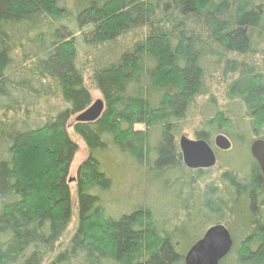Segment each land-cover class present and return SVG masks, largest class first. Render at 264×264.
Listing matches in <instances>:
<instances>
[{"label": "trees", "instance_id": "obj_1", "mask_svg": "<svg viewBox=\"0 0 264 264\" xmlns=\"http://www.w3.org/2000/svg\"><path fill=\"white\" fill-rule=\"evenodd\" d=\"M262 1L0 0V264H186L214 224L233 239L220 264H264V176L241 146L264 139V68L228 58L252 50ZM221 68L237 74L229 103L210 96L196 137L237 143L201 187L207 169L185 166L176 136ZM91 89L103 114L73 123ZM72 133L89 151L75 187Z\"/></svg>", "mask_w": 264, "mask_h": 264}, {"label": "rangeland", "instance_id": "obj_2", "mask_svg": "<svg viewBox=\"0 0 264 264\" xmlns=\"http://www.w3.org/2000/svg\"><path fill=\"white\" fill-rule=\"evenodd\" d=\"M257 2H260L261 4H263L262 0H257ZM75 32L77 34L79 33L78 30H76ZM78 48H79L78 53L80 55V59H82L83 58V55H82L83 49L80 47H78ZM233 57H237L239 60L243 59L247 62L254 63L257 65L256 67H258L261 70H262V68H264V17H263L262 26L259 27L256 31L252 50L250 52H247L246 54L237 55L236 53H232V54L228 55V58H230V59H232ZM82 60H84V59H82ZM236 75L237 74L231 75L230 73L224 74L222 71V68H221L220 73H214L212 77L208 78L209 93L207 95L201 96L197 99V102H196L197 109L190 112L187 115V117L184 119V121L181 122L180 125H181L182 130L180 131L179 135L176 136L177 141H179V137L182 134H185L186 136H188L191 139L197 138L196 132L204 127V124L202 121V116L200 115V109H201L202 105L208 104L210 96H216L217 101L215 103H216V107H218L219 109H223L226 105H228L229 100L226 99V96H225V88H226V84H227L225 81L229 82L232 78H236ZM90 93L92 95V103L94 101H96L97 99L103 98L101 93L95 89H91ZM105 107H106V105L104 106V109H103L101 115L103 114ZM244 114H245V112H244ZM76 116L77 115H75V117H74L73 123L76 122L75 121ZM34 119L35 118L33 117V119L31 120V123H33ZM243 120H244V123H246V125H247L249 118L248 117L243 118ZM239 122L243 123L242 121H239ZM236 124L241 126L238 122ZM136 127L139 128V127H141V125H137ZM215 135L216 134H214V135H212V137H210V143L214 147H215V144H214ZM251 136L250 135L247 136V139H248V137H250V139H253L254 135H251ZM71 137L77 143V146H78L77 151L73 157V160H72V163L70 166V170H69L70 171V174H69L70 178L71 179L74 178V180H75L77 169H78L79 165L88 157L89 151H88V146L86 145L85 141L79 135L72 133ZM231 141L233 143V147L231 148V150H229L230 152L227 155H226V153L228 151H218L217 164L214 167L207 169V172L204 175L205 179L200 180L201 187H204L208 182H212V181L216 182L217 179L220 177V175L224 172L225 167L223 165L226 164L227 160L232 159V158H229V155H230L231 151H233L234 148H236L237 142L235 143L233 140H231ZM249 143L250 142L248 139L244 142L243 145H241L244 147L243 150L246 153H247V151H250L249 147H248ZM238 145H240V144L238 143ZM224 152H226V153H224ZM236 157L237 156H234L233 158H236ZM236 161H237V163H239V159H237ZM130 176H131V173H130V169L128 168L126 170L124 178L129 181ZM74 180L71 182L73 187H75V181ZM160 192H162V191H160ZM165 192H166V190L163 191V193H161V194H164ZM159 195H160V193H159ZM74 197H75V195H74ZM169 206H170V204L168 202H165V203L160 202V211L158 213H160V214L164 215V217H166L167 211H168V213H170ZM175 213H177L179 216L182 215L181 216V218H182L183 214H184L182 206L177 204V208H175ZM176 218H177V216H176ZM176 221H178V220L177 219L173 220V219L169 218L170 224H172L174 226L177 225ZM77 224H78V221H77V215H76V211H75L73 213V217H72V221H71L70 225L68 226L63 237L59 241L57 251L61 250L62 248H64V246L67 245V243L69 242L70 238L73 236V234L76 230ZM204 232H205V229L200 230L199 233L197 232L198 234H196V236L198 235L197 237H199V239H201L204 235ZM192 236L195 237L194 234Z\"/></svg>", "mask_w": 264, "mask_h": 264}, {"label": "water", "instance_id": "obj_3", "mask_svg": "<svg viewBox=\"0 0 264 264\" xmlns=\"http://www.w3.org/2000/svg\"><path fill=\"white\" fill-rule=\"evenodd\" d=\"M104 106V100L97 99L77 115L76 121L82 123L96 121L101 116ZM214 143L217 149L223 151L232 147V141L222 133L215 136ZM179 147L182 160L190 169L212 168L217 164L216 152L205 139H191L186 135H181ZM249 148L264 176V139L253 140ZM232 245L233 239L224 225L212 226L187 251L185 256L186 264H219L228 255Z\"/></svg>", "mask_w": 264, "mask_h": 264}, {"label": "bare ground", "instance_id": "obj_4", "mask_svg": "<svg viewBox=\"0 0 264 264\" xmlns=\"http://www.w3.org/2000/svg\"><path fill=\"white\" fill-rule=\"evenodd\" d=\"M78 114H79V113H78ZM78 114H77V115H78ZM76 117H77V116H76ZM75 121H76V118H75ZM76 122H77V121H76Z\"/></svg>", "mask_w": 264, "mask_h": 264}]
</instances>
